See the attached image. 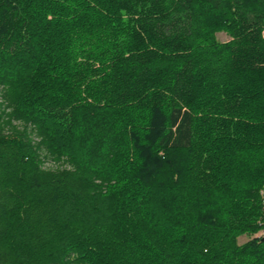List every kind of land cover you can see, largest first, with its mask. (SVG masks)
I'll return each mask as SVG.
<instances>
[{
	"label": "trees",
	"instance_id": "trees-1",
	"mask_svg": "<svg viewBox=\"0 0 264 264\" xmlns=\"http://www.w3.org/2000/svg\"><path fill=\"white\" fill-rule=\"evenodd\" d=\"M0 100V264H264V0H0Z\"/></svg>",
	"mask_w": 264,
	"mask_h": 264
},
{
	"label": "rangeland",
	"instance_id": "rangeland-1",
	"mask_svg": "<svg viewBox=\"0 0 264 264\" xmlns=\"http://www.w3.org/2000/svg\"><path fill=\"white\" fill-rule=\"evenodd\" d=\"M216 39L219 42H225V41L229 40V35L226 34L225 32H218V33H216ZM0 102H1V100H0ZM6 112H7L6 114H8V112H10V110H7ZM3 120H7V117L3 118ZM2 123L3 122L1 120L0 121V125L1 126L4 125ZM11 124L14 125V126H16V127L17 126H21V123L19 121H16V120H12L11 121ZM43 167L44 168H48V169H56V168H64V167H67V164H65V162H64L63 159H60L59 161H57V160H48L47 159V160H45ZM260 234H261V230H259L258 232H256L255 234H253L251 236H248L246 234L240 235V236L237 237V243L240 245V244L245 243L246 241H248L251 238H263V237H260Z\"/></svg>",
	"mask_w": 264,
	"mask_h": 264
},
{
	"label": "built area",
	"instance_id": "built-area-1",
	"mask_svg": "<svg viewBox=\"0 0 264 264\" xmlns=\"http://www.w3.org/2000/svg\"><path fill=\"white\" fill-rule=\"evenodd\" d=\"M261 194L263 195V202H262V205H263V210H264V190L261 191ZM260 237H264V229L261 230Z\"/></svg>",
	"mask_w": 264,
	"mask_h": 264
},
{
	"label": "bare ground",
	"instance_id": "bare-ground-1",
	"mask_svg": "<svg viewBox=\"0 0 264 264\" xmlns=\"http://www.w3.org/2000/svg\"><path fill=\"white\" fill-rule=\"evenodd\" d=\"M264 228L260 229V230H263Z\"/></svg>",
	"mask_w": 264,
	"mask_h": 264
}]
</instances>
